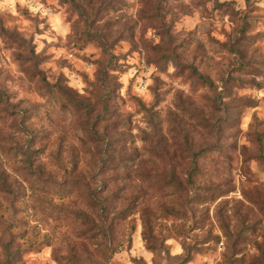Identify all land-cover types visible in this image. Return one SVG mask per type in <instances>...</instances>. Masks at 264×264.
I'll return each instance as SVG.
<instances>
[{
    "label": "rangeland",
    "instance_id": "1",
    "mask_svg": "<svg viewBox=\"0 0 264 264\" xmlns=\"http://www.w3.org/2000/svg\"><path fill=\"white\" fill-rule=\"evenodd\" d=\"M6 1L0 264H264L262 0Z\"/></svg>",
    "mask_w": 264,
    "mask_h": 264
},
{
    "label": "trees",
    "instance_id": "2",
    "mask_svg": "<svg viewBox=\"0 0 264 264\" xmlns=\"http://www.w3.org/2000/svg\"><path fill=\"white\" fill-rule=\"evenodd\" d=\"M21 5V4H19ZM25 5V4H24ZM23 5V6H24ZM264 11V8H263ZM202 85H205V81L201 80ZM41 88L48 92L49 94H55L56 95H61L62 97H64L66 100L69 101V103H74L75 105L77 104L75 100L72 99L71 95L68 93V90L66 89V87H60L57 85H52L47 83L46 81L42 80V85ZM0 187L5 190H7V185H5V182L3 180V178L0 176ZM103 187L102 185H97L95 187H93L92 189H88L87 190V199L94 205H100L101 206V210L103 211H110V207L108 205V193L107 195L103 196L102 202H101V198H100V193H103Z\"/></svg>",
    "mask_w": 264,
    "mask_h": 264
},
{
    "label": "built area",
    "instance_id": "3",
    "mask_svg": "<svg viewBox=\"0 0 264 264\" xmlns=\"http://www.w3.org/2000/svg\"><path fill=\"white\" fill-rule=\"evenodd\" d=\"M19 4H26L25 0H7L6 6L9 10H15ZM262 7L264 8V0H262Z\"/></svg>",
    "mask_w": 264,
    "mask_h": 264
}]
</instances>
